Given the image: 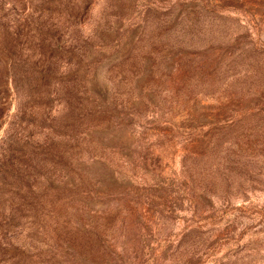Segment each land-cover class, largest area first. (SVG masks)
<instances>
[{
  "label": "rangeland",
  "instance_id": "374dc122",
  "mask_svg": "<svg viewBox=\"0 0 264 264\" xmlns=\"http://www.w3.org/2000/svg\"><path fill=\"white\" fill-rule=\"evenodd\" d=\"M0 264H264V0H0Z\"/></svg>",
  "mask_w": 264,
  "mask_h": 264
}]
</instances>
